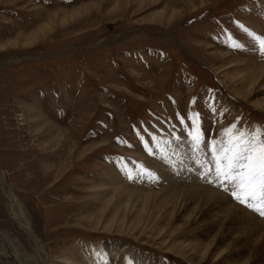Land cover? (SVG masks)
Masks as SVG:
<instances>
[{
	"label": "rangeland",
	"instance_id": "1",
	"mask_svg": "<svg viewBox=\"0 0 264 264\" xmlns=\"http://www.w3.org/2000/svg\"><path fill=\"white\" fill-rule=\"evenodd\" d=\"M172 10L184 16L167 24ZM46 24V38L21 45ZM239 24L264 36V0H0V43L17 42L0 50V171L20 204L13 209L0 186V231L27 264H193L178 244H205L217 227L200 217L185 224V210L171 220L141 213L139 202L122 220L114 199L101 217L117 183L151 190L173 178L178 187H166L167 197L204 186L264 224L221 188L184 172L176 163L193 154L173 145L188 131L178 114L199 113L212 138L232 123L264 128V110L254 104H264V83L255 82L245 99L233 92L239 72L264 69V53ZM229 36L243 47H230ZM208 46L231 62L213 59ZM26 219L37 242L20 224ZM227 237L216 244L217 264L231 255L237 264L249 260L241 243L226 247ZM7 247L0 237V264ZM257 254L250 253L255 264Z\"/></svg>",
	"mask_w": 264,
	"mask_h": 264
},
{
	"label": "bare ground",
	"instance_id": "2",
	"mask_svg": "<svg viewBox=\"0 0 264 264\" xmlns=\"http://www.w3.org/2000/svg\"><path fill=\"white\" fill-rule=\"evenodd\" d=\"M185 1H189V0H185ZM207 1L208 0H200V4L202 5L203 3L207 2ZM84 9H86V8L84 7L83 9L78 10L75 13L71 14V16L69 15L68 19H66L64 17L60 18V23L65 24L66 22H68L70 20H74L75 16L82 14L81 11ZM86 11H88V10L86 9ZM54 15H56V14H54ZM52 16H53V14H52ZM52 16H51V18H52ZM159 16H161L160 13H159ZM183 16L184 15H182L179 10H172L169 17L166 19V22H167V24L173 23ZM48 20H50V18ZM54 22L55 21L53 20V21H51L50 24L53 25ZM50 24H46L42 28L40 26V28H38L37 30L35 29L30 34L25 35L24 38H22L21 45L22 46H29L30 44L37 43L39 40H41V39L43 40L44 38H46L47 34H50V32L52 31V26ZM16 46H17L16 41H14V42L6 41V42L0 43V50H3L7 47H16ZM208 48L210 50L209 55L212 56L213 59L219 58V59H223V60H226L228 62H231V61H229L230 56L228 53L221 52L218 50L214 51V50H212L213 48L210 46H208ZM259 69L260 68L254 69L251 67V69H249V70H244V72H239L237 74V78H236L237 84L233 88L234 94L237 93V95L240 98L245 99L249 96L250 87L255 82H256V84H258L259 82L264 83V69H262V70H259ZM254 104L258 108H261L264 110V104L257 103V102H255ZM175 144H177V145L183 144L185 147L188 148L187 142H185V143H180V142L173 143V145H175ZM83 152L84 151H82V153ZM175 153H177V152H173L172 157L177 158L180 156L179 154L177 155ZM200 159L206 160L203 153L200 154ZM160 161L163 163V165L166 164L168 167L171 168V164H167L166 162L162 161V159H160ZM192 163H193V165H194V163H196L194 158H193V155H192V157L188 156L183 163L178 162L176 164H178V165L183 164L182 170L184 172H188L192 177H194L196 179H200V181H204L206 183V185L210 184L215 189L220 188V187L216 186V181L211 174H209L207 179L202 178L204 166L203 167L200 166V168H197V166H195V165L193 167ZM165 166H164V168H165ZM188 167H191V170H189ZM207 167H210V165L207 164ZM172 177H174V176H172ZM209 179L213 180V183H208L207 181ZM174 182L175 181H173V178H170L167 180V183H162L161 185L158 186L157 189H151V190L150 189L149 190L141 189L138 186H136V184H133V185L130 184V185H126L123 187V186H121V184H123V183H121V184L117 183V184H115V186H116L115 189H116L117 193L109 198V200L105 204L104 208L101 210L100 216L101 217L104 216L106 210L108 209V206H109L111 199L115 200L117 206L119 204L118 208H123V209H121L122 211L117 209L114 212V214H115L114 217H117L118 215H120V218L122 220L125 219L128 211H132L134 209V206L136 205L137 202H139L138 211H141V213L144 212L147 208L149 212L155 210V211H157L158 214L165 215L170 220L176 217L177 212L185 210V212L188 211L190 213L188 216L189 218H187L185 220V224H186V222H188V219L192 220L194 217H200L201 221L206 222L209 225L213 224L217 227L216 232L211 237L208 238V241L205 244H201V243L199 244V243H194V242H193V244H189V245L178 244L180 252L183 253L185 257L189 258V260L193 261L192 262L193 264H217V262H216L217 261V255H219L221 252L219 254L216 253V251H215V249H217L216 244H219V239H221L222 237H225V236H228L227 238H230L229 239L230 241L226 247L239 245L236 243H241L242 248H244V247L247 248V250H248L247 253L249 254V256H248L249 260H246L245 262H242L241 264H255L253 262V260L252 261L250 260L251 259L250 253L252 251H255V252L257 251L259 256H260L259 258H257L258 260H260V262L258 264H264V224L260 220H258L257 218L245 213L240 207L229 202L226 199V197L223 194H221L220 192L208 190V188L207 189L203 188L204 186L203 187L192 186V187H189L188 189H186L184 191L183 190L182 191H176L175 190L174 193H178V194H174L173 192H171L172 197L163 196V194L167 193V191H168V190H165L166 187L177 186V185H174L175 184ZM188 184H190V182H188ZM191 184H192V181H191ZM0 186L5 191L7 196L10 197L12 208L15 210L20 209V204L14 195L13 188L5 181L4 174L1 171H0ZM167 208H168V210H167ZM101 217L98 218V223L101 221ZM202 217H206L205 220H203L204 218H202ZM17 218L18 217H16V219ZM27 219L25 221L21 222L20 224H22L23 227L25 228V230L27 231V233L32 236L33 240L37 242L36 237L34 236L32 231L30 230L29 222ZM106 222H107L106 223L107 226H110V227L112 226L113 221L110 222L107 220ZM113 224H116V223H113ZM124 224H125V221L122 223V225H124ZM0 237L3 239L4 244L6 246H8L7 251L3 250L4 251V264H27L24 261V259L22 258V255L19 256L17 254L18 251H17L16 246H18V244L14 243L11 239L8 238V235L6 236L5 233H3L1 231H0ZM113 249H117V248H115V246H114L110 250L112 251ZM212 251H214V252H212ZM113 252L114 251H112V254H113ZM229 253H231V252H229ZM212 255L214 256L213 260L210 261L209 263H206L205 262L206 258L210 257ZM64 260L68 261V259H63L62 262H64ZM43 261L44 262L42 264H49L45 260H43ZM214 261H215V263H214ZM59 263H61V262H59ZM220 264H223V263H220ZM226 264H237V263L235 262V260L233 259L232 255H231Z\"/></svg>",
	"mask_w": 264,
	"mask_h": 264
},
{
	"label": "snow or ice",
	"instance_id": "3",
	"mask_svg": "<svg viewBox=\"0 0 264 264\" xmlns=\"http://www.w3.org/2000/svg\"><path fill=\"white\" fill-rule=\"evenodd\" d=\"M238 26L264 53V36L255 34L242 24ZM228 39L231 41L230 47H243L233 37L229 36ZM192 103H195V99ZM209 108L214 114L219 111L213 109L211 104ZM178 118L182 125L185 120L189 122L188 131L186 136L174 139L180 143L187 141L189 152L193 154L198 166H204V160L200 159L201 153L210 165V167H203L202 178L207 179L211 174L216 181V186L227 193L231 199L264 217V128L254 129L249 126L245 129L232 123L217 133L218 138H212L202 129L199 113L190 112L187 117H181L178 114ZM152 140L155 141L156 137L153 136ZM145 151L149 155L154 154L147 143H145ZM159 154L161 159L167 162L168 154L163 151ZM175 154L178 155V153ZM142 174L155 178L148 169H143ZM131 178L129 176V179ZM207 182L213 183V180L209 179ZM126 264H133V261L129 259Z\"/></svg>",
	"mask_w": 264,
	"mask_h": 264
}]
</instances>
